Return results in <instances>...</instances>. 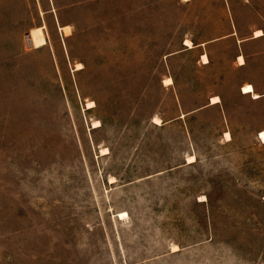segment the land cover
I'll return each mask as SVG.
<instances>
[{"label": "rangeland", "instance_id": "374dc122", "mask_svg": "<svg viewBox=\"0 0 264 264\" xmlns=\"http://www.w3.org/2000/svg\"><path fill=\"white\" fill-rule=\"evenodd\" d=\"M231 2L0 0V264H264L253 71L233 39L186 51L264 29ZM214 96L228 120L191 114Z\"/></svg>", "mask_w": 264, "mask_h": 264}, {"label": "crops", "instance_id": "0c3cea01", "mask_svg": "<svg viewBox=\"0 0 264 264\" xmlns=\"http://www.w3.org/2000/svg\"><path fill=\"white\" fill-rule=\"evenodd\" d=\"M243 5L251 4L255 1H264V0H241ZM223 6L222 11L225 12L227 25H229V16L238 8L231 2V0H222ZM264 9V7H263ZM235 24V23H234ZM236 26V25H235ZM257 30H262L263 34L261 36H255ZM228 39H233L236 45V55L233 59L232 66L241 70H251L253 75H249L246 79L243 80V84L238 88V95L241 98L248 99L256 105H262L264 103V29H255L252 31V34L249 37H240L239 31L236 28V31L227 33L224 36L208 39L205 41H198L193 43L195 47L189 49L186 48V51L201 50L199 52L198 64L201 66H211L212 61L208 49L213 45L220 44ZM193 42V41H192ZM204 47V49H202ZM254 48V49H253ZM180 51L177 54L183 53ZM206 55L209 59V62L204 63L202 58ZM241 59L243 62H241ZM247 84H251L254 87V91L259 95V98H254L252 93H244L243 87ZM215 97V96H214ZM219 97V96H218ZM212 98H209V101L206 105L194 110L191 114L199 113L206 109H218L223 112L224 117L228 120L227 108L223 98L220 96V101L212 103ZM227 133V132H226Z\"/></svg>", "mask_w": 264, "mask_h": 264}, {"label": "bare ground", "instance_id": "6f19581e", "mask_svg": "<svg viewBox=\"0 0 264 264\" xmlns=\"http://www.w3.org/2000/svg\"><path fill=\"white\" fill-rule=\"evenodd\" d=\"M65 28H68V27H65ZM262 34H263L262 30H257V31L255 32V36H261ZM29 38H30V41L32 42V39H31V36H30V35H29ZM32 43H33V42H32ZM33 45H34V44H33ZM186 45H187L189 48H193V47H194L192 41H190V40H187V41H186ZM203 60H204V63L209 62V59H208V57H207L206 55L203 56ZM241 62H243L242 59H241ZM165 83H166V85H171V84H173V80H172V78H167V79L165 80ZM243 92H244V93H252L254 98H259V95L254 91V87H253L251 84H247V85H245V86L243 87ZM219 101H220V98L217 97V96L212 98V103H216V102H219ZM90 104H92V103H90ZM155 123L158 124V125H161V121H160V119H159V118H156V119H155ZM227 137L230 139V134H229V133H227ZM260 138L264 140V132H261V136H260ZM195 159H196V156H194V155H191V156L189 157V160H190V161H195ZM125 216H127V213H125V212L121 213V215H120L121 219L125 218Z\"/></svg>", "mask_w": 264, "mask_h": 264}]
</instances>
